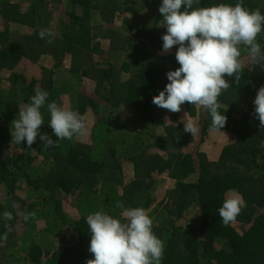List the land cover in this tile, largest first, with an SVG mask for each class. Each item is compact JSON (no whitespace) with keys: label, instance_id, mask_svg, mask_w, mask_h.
I'll return each instance as SVG.
<instances>
[{"label":"trees","instance_id":"16d2710c","mask_svg":"<svg viewBox=\"0 0 264 264\" xmlns=\"http://www.w3.org/2000/svg\"><path fill=\"white\" fill-rule=\"evenodd\" d=\"M237 2L199 0L194 7ZM161 4L0 0V264H86L94 259L86 217L103 211L121 218L117 201L147 210L164 243L161 264H264V128L253 115L264 69L242 52L240 83L225 77L230 87L218 97L227 116L221 131H210L202 107H157L153 97L180 67L179 45L161 51ZM243 6L264 15V0ZM45 28L54 33L51 44L39 37ZM257 40L264 50V31ZM45 57L50 66L41 63ZM36 88L49 93L48 102L85 115L87 135L47 149L39 135L31 148L12 143L11 121ZM41 111L39 133L56 140L47 107ZM185 113L196 119V137L183 131ZM230 189L246 207L225 226L218 210ZM5 211L14 219L6 222ZM28 212L36 216L25 221ZM6 223L13 231L4 240Z\"/></svg>","mask_w":264,"mask_h":264},{"label":"clouds","instance_id":"9594fccd","mask_svg":"<svg viewBox=\"0 0 264 264\" xmlns=\"http://www.w3.org/2000/svg\"><path fill=\"white\" fill-rule=\"evenodd\" d=\"M199 0H162L159 12L162 19L158 27H166L162 52H169L174 45H179L175 59L180 67L167 73L166 87L154 96L152 103L172 113L181 112V106L188 102L198 108H204L211 118L210 131H221L227 123V116L219 111L218 102L222 90L230 87L225 77L240 83L242 64L240 57L246 53L253 65L264 69V50L258 42V35L264 31V15L259 8L248 10L239 0L234 6L220 3L208 7H194ZM39 37L47 43H53L51 29H41ZM49 93L40 88L34 90L30 102L19 105L17 118L11 121L10 135L12 143L26 141L29 148L39 139L44 149L57 147L58 141L71 140L74 136L83 137L88 133L86 116L78 111L66 109L55 101L48 102ZM253 115L259 120V127L264 128V86H261L254 100ZM47 107L50 113L49 126L57 137L53 140L48 134H40L44 124L41 109ZM183 131L196 137L199 129L193 119L185 113L181 117ZM33 155L36 150L32 149ZM12 207L19 206L13 203ZM121 208V218H114L103 211H96L86 217L91 233L89 252L94 259L86 264H161L164 250L163 241L153 232V220L142 207ZM246 202L235 190L225 194L223 205L219 208V218L225 226L234 223ZM35 212H28L23 219H34ZM4 220L14 219L13 213L5 211ZM7 234L13 231L10 224L5 225Z\"/></svg>","mask_w":264,"mask_h":264},{"label":"rangeland","instance_id":"374dc122","mask_svg":"<svg viewBox=\"0 0 264 264\" xmlns=\"http://www.w3.org/2000/svg\"><path fill=\"white\" fill-rule=\"evenodd\" d=\"M56 19H57V17H56ZM56 19L53 18V20H52V29H54L55 31L58 30L57 20H56ZM41 63L44 64V65H46V66H47V65L50 66L51 61H50L47 57H45V58H42ZM84 86H85V88H86L87 90H89V91H93V90H94V87H95L94 83L91 82L90 80H87V81L84 83ZM194 121L196 122V119H195ZM91 124H92V123H91ZM213 136H215L214 133L212 134V137H213ZM217 141L221 142L222 139H221V138H217ZM203 147H204L205 149H207V150H209V148H210V146L207 145V144H204ZM210 152H211V151H210ZM67 204H68V203H67ZM67 204H66V210H67V212H68L70 215H72V214L75 215V214H76V211L74 210V208L71 207V206H69V205H67ZM188 217H189V215H187L184 219H182L181 221H179V223H181V224H185V223H187V222H188V219H187Z\"/></svg>","mask_w":264,"mask_h":264}]
</instances>
